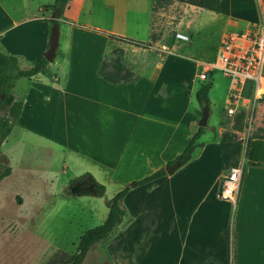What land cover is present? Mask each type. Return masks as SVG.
<instances>
[{"label":"crops","instance_id":"obj_1","mask_svg":"<svg viewBox=\"0 0 264 264\" xmlns=\"http://www.w3.org/2000/svg\"><path fill=\"white\" fill-rule=\"evenodd\" d=\"M121 1L70 0L60 18L54 61L45 73L16 83L13 94L22 109L0 154L11 173L14 160L8 149L15 139L11 143L8 139L16 131L19 147L26 146L23 136L59 145L62 169L78 171L69 180L75 186L83 181L92 187L93 179L104 187L114 186L115 194L165 169L189 142L198 118L189 111V91L179 83L171 61L160 55H143L135 61L127 55L123 63L132 71L133 81L112 84L99 77L111 35L146 42L114 27L141 30L147 41L153 34L155 0L129 10L121 8ZM258 1L264 7V0ZM20 2L0 0V52L15 56L22 69L23 62L31 68L47 51L51 12L41 1L28 11ZM96 7L101 9L97 24L92 20ZM90 31L99 33L74 39L75 34ZM192 86L197 89L193 82ZM262 110L261 106L258 114ZM224 118L217 130L212 128L214 139L197 153L198 147L184 166L151 185L129 188L123 201L138 202H132L125 224L103 241L105 264H264V134L248 148L233 206L218 198L220 178L241 162L243 147L237 140L240 131L227 128ZM228 133L237 137L233 140Z\"/></svg>","mask_w":264,"mask_h":264},{"label":"rangeland","instance_id":"obj_2","mask_svg":"<svg viewBox=\"0 0 264 264\" xmlns=\"http://www.w3.org/2000/svg\"><path fill=\"white\" fill-rule=\"evenodd\" d=\"M14 1L18 3L19 0ZM36 1H41L44 6L54 2L53 0H22L20 4L25 11H28L33 10ZM145 4L146 0H122L120 6L129 10L142 8ZM261 8L264 12V7ZM152 10L151 29L159 42L143 49L111 39L107 59L114 58L115 54L112 51L117 49L122 51L123 62L127 61V55L135 61L143 55L156 57L160 55L171 61L176 72L179 73V83L189 91L191 100L189 111L197 115L198 124L202 108L196 101V87L192 86L190 89L192 82L198 85L197 76L200 66L197 62L214 60L217 45L224 34L239 30L242 23L258 20L259 2L258 0H222L219 13L199 8L191 9L177 2L161 8H155L153 4ZM22 13L23 11L15 16L18 17ZM93 19L95 24L101 20V9L98 7L95 8ZM123 28L118 25L114 30L126 33L127 37L134 36L138 40L146 41L133 40L134 42L149 43L150 40L147 41L148 35L145 32L124 31ZM97 33L99 32L90 31L82 36L81 33L75 34L74 39L91 38ZM179 33L189 35L190 41H179L177 39ZM98 40L103 41L101 36ZM20 67L26 70L29 65L23 62ZM212 82L213 88L209 93V118L197 153L201 151L200 148L206 141L214 139L212 128L217 130L224 115L228 83L219 74H214ZM262 109L257 117L252 139L246 149L242 146L241 161L247 160V151L253 139L261 133L264 134V103ZM222 120L227 128L235 130L237 124L233 126L225 118ZM197 128L198 125L194 127V132ZM17 132L19 133L16 131L15 135L8 139L9 143L15 139V144L12 143L10 145L12 147L8 149L13 153L12 173L0 183V264H47L57 252L73 254L81 234L104 222L108 213L106 203L115 195V187L106 185V192L102 197L88 196L94 195L89 183L80 184L83 183L80 181L75 186L72 181L69 182L77 170L70 167L65 172L62 169V159L58 153L61 148L59 145L35 136L34 138L28 136L30 139L23 136L26 146L19 147L16 142ZM226 135L233 140L237 137L231 133ZM7 148L8 145L4 149ZM7 165L6 158L0 156V172L8 168ZM129 185L127 184L126 187ZM76 194L85 196L77 197ZM132 202L135 205L138 200L123 201L126 215L122 219V224L128 219ZM81 207L89 209L90 213L85 211L82 213ZM114 230L109 235V239L114 236ZM104 249V242L96 244L88 252L84 264H105Z\"/></svg>","mask_w":264,"mask_h":264},{"label":"trees","instance_id":"obj_3","mask_svg":"<svg viewBox=\"0 0 264 264\" xmlns=\"http://www.w3.org/2000/svg\"><path fill=\"white\" fill-rule=\"evenodd\" d=\"M70 0H54L53 4L44 8L50 10L51 17L47 21L49 24V31L53 25L59 26L60 18L62 17L64 10ZM173 2L187 4L211 12H219L221 6V0H155V8H161L172 4ZM111 39H117L125 43L140 47L143 49L149 48L153 43L158 41V38L151 34L149 43H138L133 40L110 36ZM112 53L115 57L112 59L105 58L101 63L99 69V77L104 81L112 84L116 83H128L134 80L132 71L127 68L122 59V51L114 49ZM48 61L43 55H40L34 62L31 68L22 70L19 68L18 60L15 56L3 54L0 52V154L1 147L5 139L10 135L13 127L15 126L21 109L22 104L15 100L13 89L20 79H31L39 74L45 73L48 66ZM213 88L212 80L200 82L198 81L195 97L197 103L201 108L209 105V93ZM243 116L239 115L235 118L236 125L235 130L242 131ZM233 125V126H234ZM205 128L198 127L197 130L191 136L189 142L183 149V151L168 165H172L175 162L179 163V167L188 163L194 151L200 147V139L204 134ZM11 174L10 168H5L3 172H0V183L3 179ZM166 176L165 169L156 171L155 173L137 181L133 184L136 187L152 184L154 181L159 180ZM83 177L77 179L80 180ZM73 183L75 181H72ZM92 189L95 197H102L105 193V187L98 184L92 179ZM129 187H124L121 191L113 196L112 199L107 201L106 205L108 213L106 219L102 224L94 228L88 229L80 236L78 244L73 254L65 252L55 253L47 264H83L88 252L96 244L105 241L111 232L121 224L125 215L123 208V200Z\"/></svg>","mask_w":264,"mask_h":264},{"label":"built area","instance_id":"obj_4","mask_svg":"<svg viewBox=\"0 0 264 264\" xmlns=\"http://www.w3.org/2000/svg\"><path fill=\"white\" fill-rule=\"evenodd\" d=\"M259 2V1H258ZM250 21L242 30L224 34L216 48L214 60L200 62L198 81L204 82L219 74L228 83L224 117L232 125L235 118L243 116V129L238 142L247 148L257 125L258 110L264 103V12ZM179 41L188 42L189 37L177 34ZM244 159L220 178L218 198L236 205Z\"/></svg>","mask_w":264,"mask_h":264},{"label":"water","instance_id":"obj_5","mask_svg":"<svg viewBox=\"0 0 264 264\" xmlns=\"http://www.w3.org/2000/svg\"><path fill=\"white\" fill-rule=\"evenodd\" d=\"M59 44V27L57 25H53L50 28L49 32V46L47 51L43 54L44 58L48 61V63H52L56 57L57 49ZM209 118V109L208 106H204L201 111V116L198 121V127L206 128L207 122ZM179 163L175 162L172 165H169L165 168V172L167 175L173 174V172L178 169ZM135 187L134 184H130L129 188Z\"/></svg>","mask_w":264,"mask_h":264},{"label":"flooded vegetation","instance_id":"obj_6","mask_svg":"<svg viewBox=\"0 0 264 264\" xmlns=\"http://www.w3.org/2000/svg\"><path fill=\"white\" fill-rule=\"evenodd\" d=\"M79 183H80V182H79ZM80 184H85V182H83V183H80ZM86 184H88V182H87Z\"/></svg>","mask_w":264,"mask_h":264}]
</instances>
